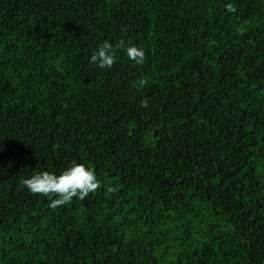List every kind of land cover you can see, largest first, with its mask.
<instances>
[{
  "label": "trees",
  "instance_id": "trees-1",
  "mask_svg": "<svg viewBox=\"0 0 264 264\" xmlns=\"http://www.w3.org/2000/svg\"><path fill=\"white\" fill-rule=\"evenodd\" d=\"M0 264H264V0H0Z\"/></svg>",
  "mask_w": 264,
  "mask_h": 264
},
{
  "label": "clouds",
  "instance_id": "clouds-1",
  "mask_svg": "<svg viewBox=\"0 0 264 264\" xmlns=\"http://www.w3.org/2000/svg\"><path fill=\"white\" fill-rule=\"evenodd\" d=\"M228 12H235L233 4L226 5ZM124 42L120 41L114 47L108 41H104L93 52L90 57V63L99 68H111L116 63V53L118 49H123ZM126 55L138 65L145 61V52L136 46L126 48ZM147 81L141 80L140 87H143ZM148 101L142 100L141 107H147ZM22 185L27 187L30 193L46 196L50 199V208L57 209L70 203L73 198L83 201L90 193H94L101 188L94 171L86 168L84 164H73L61 174L56 175L48 171L33 175L31 178L23 179ZM119 190L117 187L109 186L106 189V196H111ZM55 197V198H54Z\"/></svg>",
  "mask_w": 264,
  "mask_h": 264
}]
</instances>
